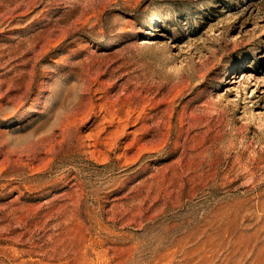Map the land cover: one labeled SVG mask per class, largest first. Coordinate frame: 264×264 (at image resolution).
Instances as JSON below:
<instances>
[{
	"label": "rangeland",
	"instance_id": "374dc122",
	"mask_svg": "<svg viewBox=\"0 0 264 264\" xmlns=\"http://www.w3.org/2000/svg\"><path fill=\"white\" fill-rule=\"evenodd\" d=\"M0 264H264V0H0Z\"/></svg>",
	"mask_w": 264,
	"mask_h": 264
},
{
	"label": "bare ground",
	"instance_id": "6f19581e",
	"mask_svg": "<svg viewBox=\"0 0 264 264\" xmlns=\"http://www.w3.org/2000/svg\"><path fill=\"white\" fill-rule=\"evenodd\" d=\"M130 33L131 31L127 32V34H130ZM146 44H148L146 40H141L139 43V45H146Z\"/></svg>",
	"mask_w": 264,
	"mask_h": 264
}]
</instances>
